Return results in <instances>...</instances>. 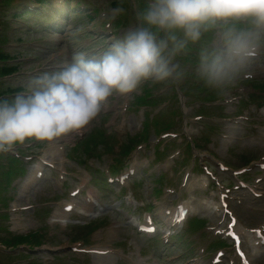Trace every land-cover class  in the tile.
I'll list each match as a JSON object with an SVG mask.
<instances>
[{
    "label": "clouds",
    "instance_id": "obj_1",
    "mask_svg": "<svg viewBox=\"0 0 264 264\" xmlns=\"http://www.w3.org/2000/svg\"><path fill=\"white\" fill-rule=\"evenodd\" d=\"M217 28L222 47L201 51V85L224 93L250 79L254 61L264 54V0H147L135 25L98 55L73 52L58 69L30 79L25 91L0 97V153L86 129L110 98L146 81H179L176 55Z\"/></svg>",
    "mask_w": 264,
    "mask_h": 264
},
{
    "label": "rangeland",
    "instance_id": "obj_2",
    "mask_svg": "<svg viewBox=\"0 0 264 264\" xmlns=\"http://www.w3.org/2000/svg\"><path fill=\"white\" fill-rule=\"evenodd\" d=\"M25 1H27V0H11L9 2L10 4L8 7L9 11L11 12L13 10L12 7L14 5H16L18 3L25 2ZM68 1H72V0H68ZM111 1L112 0H84V2L88 6H91L93 8L95 7L97 9H100L102 7L103 10H106L108 15H110L111 17L115 16V18L117 17L116 22H118V21L124 22L127 20L128 25L136 23V14L134 13L135 9L133 8V3L131 1L120 0V2H121L120 10H118V9L113 10L111 8V4H110ZM140 5L141 4L136 6L137 12L139 9H143L146 6V4H144L143 6H140ZM45 6H46V10L48 12H51L49 6H47V5H45ZM43 16H44L43 13L42 14L40 13V17H43ZM54 17H55V19H58V17L56 15H54ZM36 18L39 19L38 16L34 17V16H31L30 14H28L27 17H24V18L21 17V19L18 18L19 21L17 22V24H14V26H16V27L18 26L17 30L20 29L21 31H18L15 35H13L12 40L17 41V37L21 36L23 38V40H25L27 42V44H25L24 48L18 49V50H22V52L25 54L26 59H29V60L31 59V61H30V64H27L23 68H20L19 71L15 75H5L3 77H0V90L7 89L9 87V85H11V86H20V85L27 86L30 79H32L34 76H37L36 73L38 72L37 71L38 67L39 66L41 67V65L44 63L42 61H44L45 59L51 58L53 55H55V56L58 55V57H56V59L58 61L65 59V56L69 50V45H67L66 39L64 37V36H66V34L60 35V34H57L55 31L49 32L47 30H43L44 27H43V29H41L42 28L41 22L40 21L37 22ZM20 20L27 22V23H28V21H30V24L33 26V31L28 32V29L23 26L24 23H21ZM74 23L75 22H73V24ZM238 26H243V25H238ZM212 36H213V34L210 37L211 39H212ZM75 38H77V35L75 36ZM62 39H64V40H62ZM0 42H5V40L1 39V37H0ZM8 48L9 47L7 46V48L5 47L4 50L7 51ZM251 70L252 71H258L259 69L256 67H253ZM191 83H193V82L189 81L187 83L189 85L190 89H191V87H194L193 85L192 86L190 85ZM160 84L161 83H155L154 85L157 87ZM187 84H184V85L186 86ZM249 85L253 89L264 90V83L254 82V83H250ZM24 90H26V89H24ZM212 91H213V93L216 92L214 90H212ZM173 93L175 94V90L173 88L172 89L167 88L165 93L160 95V96H161V98H164L165 96L169 97ZM249 98L251 101H254V102L263 99V97L257 96L256 93L250 94ZM180 103H181L180 101L172 100L173 106H171L172 105L171 104L169 106L168 110L177 109L181 105ZM104 105L102 106V109H101V112L97 118V121H94L92 124H90L88 128L83 129L85 133L86 132L89 133L90 131H93L94 129H102L104 127L103 124L106 121V118L108 117V119H109V117H110L109 113L106 111V109H104ZM201 110L206 111L208 113H211V112L217 113L218 109L210 106L208 108H205V109L203 108ZM136 117H138L139 120L144 119V115L141 114V112H139V113H137V115L134 114L133 116H131V121L133 122V120H135ZM168 119H171L172 122L169 123V122H167V120H164V119H162L164 122H158L159 124H161V126H160L161 130L160 131L166 130L167 128L168 129L178 128L179 123L178 122L176 123V121H174L175 116L173 114H171L168 117ZM169 124H170V126H169ZM147 133H149V134L153 133V125L151 127L148 125ZM100 136H101V131L95 130V131L89 133L88 138H89V140L98 141V140H100ZM72 141L73 140H69V143ZM115 141H116V138L112 135L111 138L108 139L107 141L104 140V141L100 142L98 145L93 147L92 155L95 157V160H93V161H95V163L99 164L100 170L102 169L101 166L104 165L105 160L108 159V157L106 156V151L111 150L112 143ZM242 150L243 149L239 144L232 146L230 149V152H232V153H230L231 155L226 156V160L232 165H239V164L244 163L246 157L239 155ZM71 151L73 154L82 153L80 148H78V150L75 153L73 152V150H71ZM245 151L248 152V154H249L248 156L251 157L252 156L251 153L254 150L246 148ZM118 157H120V156H118ZM5 163H7L8 165H6ZM21 165L23 166L22 161L20 159L13 157V155L11 157H9V156H4V155L0 154V168L3 169V176L2 175L0 176V205H1V201H5V199H6L5 195H4L5 194L4 189H6V191L8 190V192L6 193L7 196L12 192V188L8 184L5 185V188L2 187L3 178L5 180V177H6V181H8V182H9L10 178L12 180L14 177L17 176L16 172H15L16 167L21 166ZM77 174H79V172H77ZM4 175H6V176H4ZM11 180H10V182H12ZM49 187H50L49 185L46 186V189L43 192L44 195H46V196L48 195L47 192L50 191V190H48ZM9 189H10V192H9ZM12 193H14V190ZM36 193H37V190L34 194L30 195L32 202H35L36 199H39L38 193L37 194ZM31 214H32V211H28L25 213H19L20 219H21V221H23V224L25 222V225H27L33 221ZM241 216L244 217L247 221H249V220L255 221V218L252 215H248V217H247L242 213ZM37 219H39L42 223H45L47 221L46 213L44 211L39 212L37 215ZM0 226L5 227L1 231L7 232V235L9 236L10 235V233H9L10 228L6 226V221H3L2 223H0ZM28 227H31V225H29ZM70 228L72 229V234L70 237L72 239L78 238L77 233L82 232L86 229L85 227H82V226L81 227L71 226ZM23 231H24L23 228H21V229L17 228V231H15V232L16 233H26L29 231V229L24 231V232ZM60 238L64 239L65 236H62ZM85 238L88 239V237H85ZM50 240L56 241L55 238H50ZM24 255L25 254H20V255H16V257L17 256L22 257ZM69 257H66L64 259L70 260V261H72L74 259L73 257H72L73 259H70ZM13 258L16 259L15 257L7 256L5 254V251L3 250V248L0 246V264H11V262H12L11 259H13ZM29 261H30L29 262L30 264H46V263H43L41 258H38L37 260H35V259L33 260V258L31 257V258H29ZM74 262H77V260H75Z\"/></svg>",
    "mask_w": 264,
    "mask_h": 264
},
{
    "label": "bare ground",
    "instance_id": "obj_3",
    "mask_svg": "<svg viewBox=\"0 0 264 264\" xmlns=\"http://www.w3.org/2000/svg\"><path fill=\"white\" fill-rule=\"evenodd\" d=\"M23 189V188H22Z\"/></svg>",
    "mask_w": 264,
    "mask_h": 264
}]
</instances>
